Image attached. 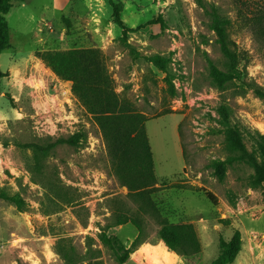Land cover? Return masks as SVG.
Listing matches in <instances>:
<instances>
[{"label":"rangeland","instance_id":"obj_1","mask_svg":"<svg viewBox=\"0 0 264 264\" xmlns=\"http://www.w3.org/2000/svg\"><path fill=\"white\" fill-rule=\"evenodd\" d=\"M201 1L72 0L62 10L54 0L13 2L10 43L0 54V189L20 198L22 209L0 198V264H120L110 240L127 249L138 237L151 264H212L220 238L235 229L243 244L231 264H264V180L253 164L264 166V97L254 91L264 93V36L255 18L264 0ZM115 4L125 27L115 20ZM211 6L230 20L242 71L224 89L209 75L208 58L225 67ZM91 47L102 51L120 98L148 118L157 212H143L121 184L97 120L71 81L38 55ZM153 55L170 58L166 72L147 58ZM222 105L245 158L226 148ZM28 143L52 145L41 169ZM122 215L135 216L140 229L118 224ZM162 218L192 223L201 252L170 251L158 235Z\"/></svg>","mask_w":264,"mask_h":264},{"label":"trees","instance_id":"obj_2","mask_svg":"<svg viewBox=\"0 0 264 264\" xmlns=\"http://www.w3.org/2000/svg\"><path fill=\"white\" fill-rule=\"evenodd\" d=\"M14 1L24 0H0V54L9 46L10 34L6 15L14 6ZM202 3L201 0H199ZM204 6V5H203ZM211 17L210 28L216 35V42L225 58V67L220 68L212 59L208 58L209 75L213 85L219 89L226 88L230 83L242 78V71L238 67L239 55L236 44L229 39L227 28L230 20L211 6L208 10ZM116 22L121 26L123 21L120 16L118 4L114 5ZM257 30L260 37L264 36V10H260L255 16ZM125 31V29H124ZM43 62L61 79L71 81V90L87 111L95 117L106 139L108 152L112 161V168L122 185L133 192L141 202L143 212L151 210L157 212L151 194L156 190L157 183L155 173L154 156L150 138L147 134L146 122L148 118L138 112L132 103L120 98L115 91L114 80L109 74L102 51L98 48H72L67 50H45L39 52ZM157 68L167 71L170 58L160 55L147 57ZM6 75L0 67V80ZM171 94L175 96L177 90L168 78ZM254 91L264 97L259 87ZM1 94V90H0ZM225 129L226 148L229 152H240L241 158L247 156L245 145L242 141L239 129L232 125L230 112L227 106L220 108ZM264 138V135H261ZM77 138V137H73ZM34 157L37 169H41L43 161L48 155L52 145L28 143ZM259 180H264V166L253 161ZM212 202H216L211 193H207ZM0 198L9 200L22 209V200L0 189ZM131 221L140 229L138 219L133 216L122 215L118 224ZM158 235L164 245L171 251L181 256L198 254L202 250L201 241L192 223H171L167 218L160 219ZM139 238V237H138ZM136 238L129 248L110 240L111 247L118 254L120 264L130 259V254L139 247ZM242 234L235 229L230 239L220 238V253L212 264H231L235 261L242 249ZM122 252V253H121Z\"/></svg>","mask_w":264,"mask_h":264},{"label":"crops","instance_id":"obj_3","mask_svg":"<svg viewBox=\"0 0 264 264\" xmlns=\"http://www.w3.org/2000/svg\"><path fill=\"white\" fill-rule=\"evenodd\" d=\"M71 1L72 0H54L53 7L62 10L65 9ZM149 255H150L149 253L143 251V247H139L130 254L129 264H151V257L153 256H149Z\"/></svg>","mask_w":264,"mask_h":264}]
</instances>
